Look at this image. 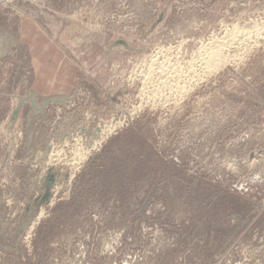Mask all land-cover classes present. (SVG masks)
Returning <instances> with one entry per match:
<instances>
[{
    "label": "rangeland",
    "instance_id": "obj_1",
    "mask_svg": "<svg viewBox=\"0 0 264 264\" xmlns=\"http://www.w3.org/2000/svg\"><path fill=\"white\" fill-rule=\"evenodd\" d=\"M263 42L264 0H0V264H264Z\"/></svg>",
    "mask_w": 264,
    "mask_h": 264
},
{
    "label": "bare ground",
    "instance_id": "obj_2",
    "mask_svg": "<svg viewBox=\"0 0 264 264\" xmlns=\"http://www.w3.org/2000/svg\"><path fill=\"white\" fill-rule=\"evenodd\" d=\"M242 31V30H241ZM243 32V31H242ZM259 34V33H258ZM256 35V34H255ZM234 36V35H232ZM262 38V37H261ZM217 40V39H216ZM221 42V41H220ZM262 43V42H261ZM264 43V42H263ZM218 44V43H217ZM222 44V43H221ZM212 45V44H211ZM243 45V44H242ZM202 46V45H201ZM240 46V45H239ZM238 46V47H239ZM250 46V45H249ZM230 47V46H229ZM246 48V47H244ZM202 49V48H201ZM224 51V48H223V45H216L214 47H209L202 55H201V58H200V62H201V65L205 66L206 68H212V67H215L219 64V60H220V57L222 54H225L223 53ZM158 53V52H157ZM200 53V52H199ZM220 56V57H219ZM228 56V55H227ZM226 56V57H227ZM197 60V59H196ZM160 61V60H159ZM222 63L220 62V65ZM178 65V64H177ZM176 65V66H177ZM162 68V67H161ZM188 68V67H186ZM181 69V68H180ZM157 70V69H156ZM189 70V69H188ZM212 70V69H210ZM168 71V70H167ZM186 71V70H185ZM192 71V70H191ZM196 71V70H195ZM213 71V70H212ZM198 73V72H197ZM150 74V73H149ZM157 74V73H156ZM191 74V73H190ZM152 75V74H151ZM172 76V75H171ZM195 76V75H194ZM196 78V76H195ZM187 82V80H185ZM145 82V81H144ZM151 82V81H150ZM179 87V85L177 86ZM148 99V98H147ZM123 118V117H122ZM119 120V119H117ZM120 122V121H119ZM122 123V122H121ZM114 125V124H113ZM121 125V124H120ZM111 126V125H110ZM109 126V127H110ZM114 128V127H113ZM106 129V128H105ZM114 130V129H113ZM104 132V131H103ZM102 132V133H103ZM108 132V131H107ZM110 132V131H109ZM108 134V133H107ZM102 135V134H101ZM105 135V134H103ZM100 136V135H99ZM102 141V140H101ZM99 144V142H97ZM96 147V146H95ZM81 152V151H80ZM84 153V152H83ZM82 153V154H83ZM57 155V154H56ZM55 155V156H56ZM76 155V154H75ZM77 156V155H76ZM57 157V156H56ZM58 158V157H57ZM78 159V158H77ZM68 163V162H67ZM42 213H40L41 215ZM36 222V221H35Z\"/></svg>",
    "mask_w": 264,
    "mask_h": 264
}]
</instances>
